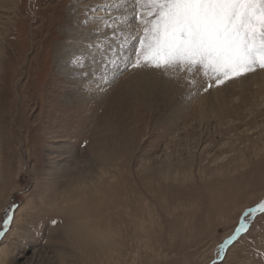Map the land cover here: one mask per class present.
<instances>
[{"label": "rangeland", "instance_id": "rangeland-1", "mask_svg": "<svg viewBox=\"0 0 264 264\" xmlns=\"http://www.w3.org/2000/svg\"><path fill=\"white\" fill-rule=\"evenodd\" d=\"M67 3L0 0V218L25 202L4 245L21 264H198L264 193V76L191 101L142 76L77 95L54 53Z\"/></svg>", "mask_w": 264, "mask_h": 264}, {"label": "snow or ice", "instance_id": "snow-or-ice-1", "mask_svg": "<svg viewBox=\"0 0 264 264\" xmlns=\"http://www.w3.org/2000/svg\"><path fill=\"white\" fill-rule=\"evenodd\" d=\"M64 15L58 59L80 96H103L122 78L142 76L191 101L264 76V0H68ZM21 203L10 202L0 218V264H21L4 245ZM64 211L73 209L65 205ZM258 218L264 219V193L231 226L215 223L223 235L198 264H229L241 244L247 246L242 264H264Z\"/></svg>", "mask_w": 264, "mask_h": 264}, {"label": "bare ground", "instance_id": "bare-ground-1", "mask_svg": "<svg viewBox=\"0 0 264 264\" xmlns=\"http://www.w3.org/2000/svg\"><path fill=\"white\" fill-rule=\"evenodd\" d=\"M22 4V3H21ZM62 46V44L61 43H59V44H57L56 45V47L54 48V53H55V59H57L58 58V54H59V49H60V47ZM46 51V50H45ZM59 61V63H60V65L59 66H62L63 67V61H60V60H58ZM57 63V62H56ZM58 64V63H57ZM61 68V67H60ZM38 73V72H37ZM146 80H148V79H146ZM252 80V79H251ZM149 81V80H148ZM254 81V80H253ZM264 78L262 77V79H259L258 80V82H260L258 85H264ZM153 82H155V81H153ZM247 83V82H246ZM257 83V82H256ZM158 84V83H157ZM249 84V83H248ZM251 84V83H250ZM253 84V83H252ZM254 85V84H253ZM257 85V84H256ZM155 86V85H154ZM157 86V85H156ZM250 86V85H249ZM252 86V85H251ZM255 86V85H254ZM157 87H159V86H157ZM262 87H264V86H262ZM154 88V87H153ZM165 88V87H164ZM249 88V87H248ZM252 88V87H251ZM158 89V88H157ZM231 90V89H230ZM159 91V90H158ZM164 91H166V89L164 90ZM172 91V90H171ZM152 92V91H151ZM153 92H154V90H153ZM176 92V91H175ZM156 94V93H155ZM88 97V96H87ZM150 97V96H149ZM175 97V96H174ZM52 98V97H51ZM54 98V97H53ZM57 107V106H56ZM50 109V108H49ZM60 109V108H59ZM177 110V109H176ZM55 111V110H54ZM58 111V110H57ZM50 112V111H49ZM47 115V114H46ZM58 119H59V117H57ZM58 119H55V120H58ZM60 120H62V119H60ZM53 122V121H52ZM55 122V121H54ZM16 125V124H15ZM53 127V126H52ZM45 129V128H44Z\"/></svg>", "mask_w": 264, "mask_h": 264}]
</instances>
